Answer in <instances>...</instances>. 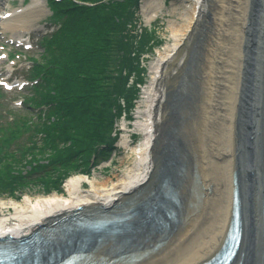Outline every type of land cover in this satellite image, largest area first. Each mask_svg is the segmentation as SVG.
Returning <instances> with one entry per match:
<instances>
[{
  "label": "bare ground",
  "instance_id": "6f19581e",
  "mask_svg": "<svg viewBox=\"0 0 264 264\" xmlns=\"http://www.w3.org/2000/svg\"><path fill=\"white\" fill-rule=\"evenodd\" d=\"M11 2L0 0V30L17 44L45 1ZM162 8L143 12L150 21ZM181 18L136 105L142 138L120 142L131 164L115 179L75 175L61 192L0 201V251L34 240L39 256L24 264L70 254L67 264H204L236 208L231 264H264V0H187ZM115 215L124 219L111 231L92 222Z\"/></svg>",
  "mask_w": 264,
  "mask_h": 264
},
{
  "label": "trees",
  "instance_id": "16d2710c",
  "mask_svg": "<svg viewBox=\"0 0 264 264\" xmlns=\"http://www.w3.org/2000/svg\"><path fill=\"white\" fill-rule=\"evenodd\" d=\"M76 1L49 0L61 26L34 68L41 80L30 98L49 112L36 121L23 116L0 136V196L19 200L34 187L61 192L70 177L90 176L91 157L95 166L116 149L115 125L130 117L137 90L129 79L144 83L139 57L158 43L147 29L133 34L137 0ZM23 135L29 137L22 144Z\"/></svg>",
  "mask_w": 264,
  "mask_h": 264
},
{
  "label": "rangeland",
  "instance_id": "374dc122",
  "mask_svg": "<svg viewBox=\"0 0 264 264\" xmlns=\"http://www.w3.org/2000/svg\"><path fill=\"white\" fill-rule=\"evenodd\" d=\"M43 4V13L41 14L39 20L35 21L34 25L30 28V31H28L27 34H23V37H21L22 40H25L24 45H14L13 43L9 42L10 34L8 36H4L0 33V46L3 45L4 49L1 50L0 48V56L6 55L8 58L5 57V62L2 64L1 68H3L4 71H0V84L2 85L3 91H4V98L1 97V107L0 111L3 113L1 114V118L6 119V113L8 112V116L13 115L15 112L16 121L19 118H22L23 116H27L31 119V121H36L37 115L39 113L38 110L33 109L32 107H25L21 104L23 97H31L32 92L29 88L27 82L25 79H27V74L25 73V67L28 65V61L32 58L35 61V66H37V62L39 63L41 61L40 55L43 54V46H39V39L46 35L50 34L51 32H54L56 29L60 27L59 20L56 21V17H54L53 12L47 5V1ZM106 1H112V0H106ZM104 1V2H106ZM121 1V0H116ZM32 2V0H15L11 3V6L15 8L24 7L29 5ZM122 2V1H121ZM187 2V0H137L138 6L136 7V21H134L135 30L133 31V34H144L143 30L147 29L149 33L153 36V39L155 44L158 43V46H152L154 43L147 44V47L145 48V53L139 57L138 64L140 65V68L143 70V80L144 83L142 85H135V77L132 76L131 79H129L128 87L134 88L137 90V99L133 102V109L131 113L128 115L123 114L122 117H120L115 125V133L114 136L117 135L118 140L116 142V149L108 152L109 154L100 155L97 158V163L95 166L94 159L91 157V163L89 167H92V171L90 174V177H97L99 179H115V176H120L124 173L126 167L131 164V153L129 150H127L123 145L120 144L123 135L127 134L130 140L131 145L136 144L139 142L142 138V136L133 129L134 123L138 120L136 116V109L140 100V97L142 95V89L148 84V81L150 80V66L151 64L157 59L158 52L163 49V47L169 43H172L171 38V31L170 26L171 23H175L177 25L182 23L181 14L184 10V5ZM161 3H163L162 11L159 12L158 16L153 17L150 21L147 20L150 16H152L153 13H149L148 15L143 12L146 9L153 10L161 6ZM13 4V5H12ZM7 9V8H6ZM5 9V10H6ZM148 16V17H147ZM55 21V22H54ZM10 35V36H9ZM31 38V39H30ZM25 44H28L30 48H27ZM160 44V45H159ZM135 45V42H134ZM133 46V45H132ZM152 48V50H150ZM14 55L16 59L13 62H10V55ZM134 57V56H133ZM29 59V60H28ZM40 60V61H39ZM11 64V66H10ZM36 78V77H34ZM40 77L38 78V81L40 82ZM22 84V85H21ZM5 85H13L15 87L11 91H7L5 89ZM37 86H40L39 83H37ZM168 89V88H167ZM2 92V91H0ZM170 94V92H169ZM137 105V106H136ZM11 113V114H10ZM6 114V115H4ZM48 114V112H47ZM16 124V123H13ZM12 125V124H11ZM0 126V136L5 134L6 128L12 127ZM124 125H126V130L124 128ZM32 132L34 129H31ZM29 135H23V137L20 139L22 144L26 143L28 141ZM253 137L250 138L252 140ZM96 163V162H95ZM29 168V167H28ZM44 168V167H43ZM30 169V168H29ZM28 171V170H27ZM45 175V174H44ZM75 176V175H74ZM73 177V176H72ZM68 180V179H67ZM160 181V179H159ZM158 181L157 183V190L159 185L161 184ZM85 186L88 187L89 185L85 183ZM63 187V186H62ZM156 194L159 195L161 199H163V195L161 192H157ZM54 193V192H53ZM31 196V197H37L40 195H50L45 194L43 191V188L34 187L31 190H27V193L24 195H21V200L24 196ZM9 201L12 200L9 196L3 195L0 196V201ZM162 210V209H161ZM163 211V210H162ZM8 212L5 211V214ZM2 213V208L0 207V215Z\"/></svg>",
  "mask_w": 264,
  "mask_h": 264
}]
</instances>
